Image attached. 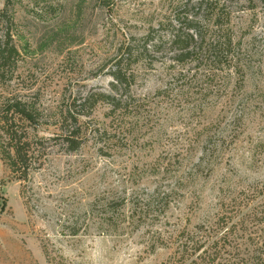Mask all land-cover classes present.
<instances>
[{"label": "rangeland", "instance_id": "1", "mask_svg": "<svg viewBox=\"0 0 264 264\" xmlns=\"http://www.w3.org/2000/svg\"><path fill=\"white\" fill-rule=\"evenodd\" d=\"M11 1L21 72L30 73L24 86L40 87L39 103L53 108L77 93H109L121 43L149 32L165 38L175 20L200 19L199 0ZM203 1L224 30L203 22V33L230 37L236 69L205 58L170 69L166 50L132 65L138 103L123 130L101 142L96 131L111 125L107 107L97 105L81 118L82 145L71 153L52 140L58 132L45 112L40 169L18 182L0 162V264H171L166 231L209 223L222 204L264 209V0ZM180 70L186 78L173 81ZM171 177L175 192L158 208L152 198ZM120 196L129 200L124 214L139 215L118 230H96L90 205Z\"/></svg>", "mask_w": 264, "mask_h": 264}, {"label": "trees", "instance_id": "2", "mask_svg": "<svg viewBox=\"0 0 264 264\" xmlns=\"http://www.w3.org/2000/svg\"><path fill=\"white\" fill-rule=\"evenodd\" d=\"M196 5L200 19H185L181 24L178 19L175 20L176 24L170 25L165 38L152 37L149 32L139 39L131 38L130 42L128 40L118 46L111 70L108 71L111 78L109 93H77L67 103H57L53 108L39 103L40 94H44L40 87L33 89L24 86L30 73L21 72L22 56L14 43L15 23L10 14L12 1L5 0L0 10V162L8 169L10 179L26 181L29 173L40 169L45 139L38 136V130L45 112L53 113V123L58 132L52 140L61 141L65 150L71 153L82 145L81 118L90 116L97 105H105L111 128L110 131L108 127L96 133L104 144L113 142L123 130V121L137 109L138 101L132 98L129 91L134 82L130 67L140 62L151 63L150 59L162 50L172 53L171 64L168 66L170 69H181L179 66L199 58L217 62L224 59L221 64L225 70L236 69L227 56L231 53L230 37L224 35L222 41H219L203 33L206 30L203 22H211L213 28L223 30L219 24L220 15L203 0H199ZM178 76L173 81H184L186 78L181 70ZM164 93L157 92L158 95ZM166 160L165 166L169 167L170 158ZM171 182L172 177L164 179L156 189L151 202L158 208H168V200L175 192L174 185L169 184ZM19 195L27 206L23 186L20 187ZM128 202L125 196L98 199L90 205L88 219L92 220L96 230L104 233L126 227L131 218L139 215L137 211L131 216L124 214ZM252 204L253 201H246L234 211H227V206L222 204L221 212L209 223L191 228L174 227L166 231L168 237L165 239L172 241L170 243L175 247L174 258L170 263L264 264V209L259 202L255 208ZM79 230L77 225H73L70 235H78Z\"/></svg>", "mask_w": 264, "mask_h": 264}, {"label": "crops", "instance_id": "3", "mask_svg": "<svg viewBox=\"0 0 264 264\" xmlns=\"http://www.w3.org/2000/svg\"><path fill=\"white\" fill-rule=\"evenodd\" d=\"M1 173H0V176H1V178H0V181L2 180V179H4V177H5V171L4 170H2V171H0ZM9 184V183H8Z\"/></svg>", "mask_w": 264, "mask_h": 264}]
</instances>
